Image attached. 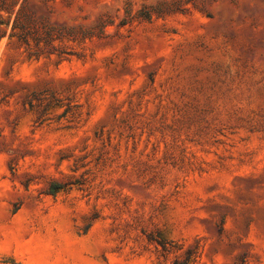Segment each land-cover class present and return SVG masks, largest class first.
<instances>
[{
	"label": "rangeland",
	"instance_id": "1",
	"mask_svg": "<svg viewBox=\"0 0 264 264\" xmlns=\"http://www.w3.org/2000/svg\"><path fill=\"white\" fill-rule=\"evenodd\" d=\"M195 2L63 61L0 24V264H264V0Z\"/></svg>",
	"mask_w": 264,
	"mask_h": 264
},
{
	"label": "trees",
	"instance_id": "2",
	"mask_svg": "<svg viewBox=\"0 0 264 264\" xmlns=\"http://www.w3.org/2000/svg\"><path fill=\"white\" fill-rule=\"evenodd\" d=\"M64 1L66 0H0V24L5 23L7 27H11V39L29 60L53 57L60 61L68 60L78 56V48L88 42L111 39L114 35L109 30L114 26L119 31L136 22H153L193 10L211 17L209 10L199 7L196 0H156L137 11L134 10L132 1L127 0L124 8L103 13L94 22H60L54 18V10ZM117 19L121 20L116 25ZM66 186L67 184L53 181L47 193L54 194ZM160 245L165 254L178 253L185 248V244L162 242ZM199 249L200 245H197L185 251L182 256L177 257L174 264H189L193 256L197 257Z\"/></svg>",
	"mask_w": 264,
	"mask_h": 264
}]
</instances>
